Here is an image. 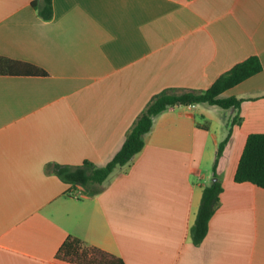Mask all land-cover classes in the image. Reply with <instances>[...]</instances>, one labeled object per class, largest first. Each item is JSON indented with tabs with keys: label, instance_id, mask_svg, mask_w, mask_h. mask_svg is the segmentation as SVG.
<instances>
[{
	"label": "crops",
	"instance_id": "crops-1",
	"mask_svg": "<svg viewBox=\"0 0 264 264\" xmlns=\"http://www.w3.org/2000/svg\"><path fill=\"white\" fill-rule=\"evenodd\" d=\"M33 1L0 0V264H75L56 256L68 235L125 264H264V189L234 180L246 137L264 133V0H51L50 20ZM251 55L262 70L222 93L242 100L240 122L199 244L190 229L234 108L167 107L79 197L52 172L103 166L155 94L204 90Z\"/></svg>",
	"mask_w": 264,
	"mask_h": 264
},
{
	"label": "trees",
	"instance_id": "trees-1",
	"mask_svg": "<svg viewBox=\"0 0 264 264\" xmlns=\"http://www.w3.org/2000/svg\"><path fill=\"white\" fill-rule=\"evenodd\" d=\"M32 5L43 20L51 19V0H34ZM31 70L44 73L43 70L33 66ZM261 70L262 64L259 58L256 55H251L220 74L204 90L165 88L149 100L126 132L124 142L119 150L106 164L96 166L90 161L84 160L77 166L54 164L51 166V170L64 182L93 192L114 167L126 164L134 154L142 149L144 145L142 135L150 130L153 116L167 107L208 103L222 108H234L236 112L232 117L228 134L217 148L216 161L213 165L215 180L203 187L196 217L190 229L192 242L197 245L206 236L209 220L219 203L222 191V184L216 173L217 159L229 140L232 125L240 122L239 106L242 100L235 96H222V93ZM234 180L236 182L248 181L264 189V133H251L246 137ZM56 256L75 264H125L122 258L88 245L72 235L65 238L58 248Z\"/></svg>",
	"mask_w": 264,
	"mask_h": 264
},
{
	"label": "built area",
	"instance_id": "built-area-1",
	"mask_svg": "<svg viewBox=\"0 0 264 264\" xmlns=\"http://www.w3.org/2000/svg\"><path fill=\"white\" fill-rule=\"evenodd\" d=\"M192 105V104H190ZM75 187V186H74ZM72 193L74 196L79 197L82 194V187L78 186L72 189Z\"/></svg>",
	"mask_w": 264,
	"mask_h": 264
}]
</instances>
